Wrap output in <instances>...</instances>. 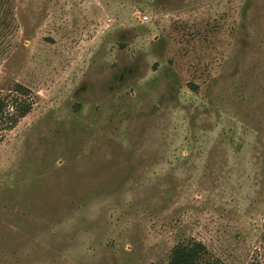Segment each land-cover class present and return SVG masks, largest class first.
Segmentation results:
<instances>
[{
	"label": "rangeland",
	"instance_id": "374dc122",
	"mask_svg": "<svg viewBox=\"0 0 264 264\" xmlns=\"http://www.w3.org/2000/svg\"><path fill=\"white\" fill-rule=\"evenodd\" d=\"M0 99V264H264V0H0Z\"/></svg>",
	"mask_w": 264,
	"mask_h": 264
},
{
	"label": "trees",
	"instance_id": "16d2710c",
	"mask_svg": "<svg viewBox=\"0 0 264 264\" xmlns=\"http://www.w3.org/2000/svg\"><path fill=\"white\" fill-rule=\"evenodd\" d=\"M5 108L4 101L0 99V117L3 114ZM28 110L21 112L22 116L26 115ZM207 252L206 247L201 243H196L194 246H187L180 244L176 246L171 254V258L168 264H200V255Z\"/></svg>",
	"mask_w": 264,
	"mask_h": 264
}]
</instances>
